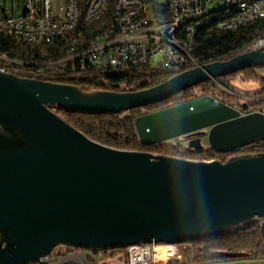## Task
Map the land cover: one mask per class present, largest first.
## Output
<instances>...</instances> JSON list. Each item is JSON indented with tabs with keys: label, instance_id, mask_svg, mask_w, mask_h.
<instances>
[{
	"label": "water",
	"instance_id": "95a60500",
	"mask_svg": "<svg viewBox=\"0 0 264 264\" xmlns=\"http://www.w3.org/2000/svg\"><path fill=\"white\" fill-rule=\"evenodd\" d=\"M250 67H264V48L135 92H85L0 73V264H51L64 250L187 245L254 220L264 241V153L222 162L118 150L53 111L119 114ZM134 125L142 147L201 131L222 155L264 143L263 111L243 114L210 95L143 114ZM190 147L204 148L200 140Z\"/></svg>",
	"mask_w": 264,
	"mask_h": 264
},
{
	"label": "trees",
	"instance_id": "16d2710c",
	"mask_svg": "<svg viewBox=\"0 0 264 264\" xmlns=\"http://www.w3.org/2000/svg\"><path fill=\"white\" fill-rule=\"evenodd\" d=\"M147 14L153 15L158 20L168 17L166 5L163 0H143ZM115 0H109V10L99 21L83 28L85 41L100 33L111 22ZM211 26H205L197 35L195 58L199 65L228 60L226 57L241 49L246 44L264 34V20H258L254 24L240 27L235 30H213ZM64 46L61 42L50 45L20 44L18 45L11 37L0 31V55L9 59L24 63L35 61L38 63L55 61L63 56ZM264 67H250L241 72L210 80L199 86L188 88L162 102L133 109L119 114H82L68 113L60 109L53 111L74 126L88 138L108 147L136 152H150L175 158L192 160H220L226 162L237 155L264 153V143H259L238 150L230 154H219L208 147L189 150L181 146L161 144L152 147H142L134 125V119L146 113H150L171 105L192 100L199 96L211 95L220 101L240 110L263 111L264 107V77L259 73ZM145 69V68H144ZM135 72L139 73L135 75ZM176 74L165 72H150L144 70H132L125 73H107L93 75L91 78L80 80L55 79L56 82L70 84L79 87L85 92L112 91V92H135L148 89L161 84ZM244 81L259 82L261 89L255 93H246L249 102L241 100V94L233 88L230 82L237 76ZM215 81H224L227 91L215 87ZM228 92V93H227ZM238 92V93H237ZM194 251V264H212L225 262L237 258H264V241L261 237V222L254 220L237 227L223 235L206 241L189 244ZM124 250L114 251L118 255Z\"/></svg>",
	"mask_w": 264,
	"mask_h": 264
},
{
	"label": "built area",
	"instance_id": "2783aa9c",
	"mask_svg": "<svg viewBox=\"0 0 264 264\" xmlns=\"http://www.w3.org/2000/svg\"><path fill=\"white\" fill-rule=\"evenodd\" d=\"M7 2L8 0H4ZM62 3L55 6V0H13V7H0V22H11L12 30L19 34V41H24L28 34H38L41 37L54 35L58 38L59 32L49 31V24L67 23L78 24V31L83 30V23L88 18L96 16L98 8L105 0H60ZM129 1V0H120ZM144 2L143 0H140ZM165 2V1H164ZM237 5L236 13L221 12V5ZM167 19L158 20L153 16L148 23H140V12L143 9L134 8L132 13L119 15L121 26L111 28V32L104 36V40L94 45L86 53H80V58L62 63H36L27 61V68H18L16 65H7V57L0 55V73L28 74L37 76L38 80L47 81L49 77L58 79L80 80L93 76H86V68H95V76L107 73H125L132 70L167 73V64H173L177 59H189V66L180 69L177 74L199 67L191 62L187 56V48L192 46V35L197 33V25L224 16V24L213 30H235L252 25V18H263L264 0H167L165 2ZM147 6V5H146ZM218 6L217 9L215 7ZM210 11L209 19H200V12ZM183 17H192V26H187L189 45H182L176 38V22ZM123 26H131V33H123ZM78 31H72L76 33ZM72 34L69 37H72ZM264 48V34L252 40L241 49L226 57L234 56ZM144 62H151V69H144ZM210 161V160H209ZM179 245H168L176 249ZM157 245H136L126 249V264H157L155 248ZM65 251V250H64ZM62 252L51 264H89L94 253L69 251ZM177 257V250L168 255V260Z\"/></svg>",
	"mask_w": 264,
	"mask_h": 264
},
{
	"label": "bare ground",
	"instance_id": "6f19581e",
	"mask_svg": "<svg viewBox=\"0 0 264 264\" xmlns=\"http://www.w3.org/2000/svg\"><path fill=\"white\" fill-rule=\"evenodd\" d=\"M138 8L143 9L140 12V23H148L150 18L153 15L147 14V8L144 2L140 0H129V1H120L115 0L113 16L111 22L105 27L100 33L93 36L88 41H85L83 36V30L78 31V24H69L67 23H56L49 24V31L59 32L58 38H55L54 35H46L41 37L38 34H28L24 37V41H19V34H16L15 31L12 30L11 22H0V31L4 32L6 35L11 37L18 45L20 44H38V45H50L55 42H61L64 46L63 56L55 61H48L53 63H62V61H73V58H80V53H86L87 51L93 49L94 45H97L98 42L104 40V36L108 35L111 32V28L121 26V18L119 15H127V13H132V9ZM109 10V0H105L104 4L98 8L96 16L88 18L86 23H83V28L91 25L99 21L105 14H107ZM221 12L223 13H236L237 5L234 4H224L221 5ZM210 11H202L200 12V19H209ZM263 18H252V24L256 21L261 20ZM220 24H224V16H216L214 19H209L206 22L200 23L197 25V33L204 28L205 26H211L212 28L220 27ZM187 26H192V17H183V20H178L176 22V38H179L180 43L182 45H189V35L185 34L187 32ZM72 31H78L72 34ZM123 33H131V26H123ZM72 34V37L69 35ZM196 42L197 35H192V46L187 48V56H191V62L194 64H198L197 59L194 56L196 51ZM5 57V56H4ZM16 61L7 58V65H16ZM38 63V62H36ZM45 63V62H43ZM189 66V59H177L173 64H167V72L176 74L180 69L186 68ZM198 66H201L198 64ZM18 68H27V63L18 61ZM145 69H151V62H144ZM14 76L19 78L26 79H37V76H28V74H18L11 73ZM95 75V68H86V76ZM55 79L57 77H49L47 81L56 82ZM170 249L168 247H156V261L163 262L166 260L169 255Z\"/></svg>",
	"mask_w": 264,
	"mask_h": 264
},
{
	"label": "rangeland",
	"instance_id": "374dc122",
	"mask_svg": "<svg viewBox=\"0 0 264 264\" xmlns=\"http://www.w3.org/2000/svg\"><path fill=\"white\" fill-rule=\"evenodd\" d=\"M163 1L166 2L167 0H163ZM61 3L62 2L60 0H55V6H58ZM6 5L13 7V5H15V4L13 3V0H8L7 2H5L4 0H0V7L6 6ZM217 8H218V6L215 7V9H217ZM259 73L264 77V68L261 69ZM138 74L139 73L135 72V75H138ZM226 82L230 83V85L239 92V93L237 92L239 95L241 94L242 98H240V99L245 101V102H247V101L249 102V97L246 96V93H255L256 91H258L262 87V84L259 82L244 81L240 75L237 76L236 78H234L232 81H230V82L226 81ZM214 85L219 90L227 91L225 89V86H224L225 85L224 81H215ZM262 108H263V112H264V107H262ZM257 111H261V110H257ZM250 112L251 111L242 112V113L247 114ZM196 140H200L204 147H208L207 131H201V132H198L195 134L182 136V137L176 138L174 140H171V141L167 142L166 144H168L170 146H181V147H185L189 150H193V148H191L190 145L193 141H196ZM158 246L168 247V245H157V247ZM169 249H170L169 255L171 253V250L172 251L177 250V254L179 253L181 258L173 257V258L168 260V256H167L165 261H163L162 263L157 262V264H194V251H193V248L191 246H189V244L179 245L176 249H173V248L172 249L169 248ZM123 257L124 256H117L113 259H109V261H107V262H105L104 259H99V260H97V264H126V260L120 259ZM100 258H102V257H100ZM212 264H264V258L252 259V258L244 257V258H237L234 260H229V261H225V262H217V263H212Z\"/></svg>",
	"mask_w": 264,
	"mask_h": 264
},
{
	"label": "flooded vegetation",
	"instance_id": "af4514ba",
	"mask_svg": "<svg viewBox=\"0 0 264 264\" xmlns=\"http://www.w3.org/2000/svg\"><path fill=\"white\" fill-rule=\"evenodd\" d=\"M115 251H118V250H115ZM67 255H69L70 253L72 252H69L67 250L64 251ZM114 251H105V252H97V253H94L92 259L90 260L89 264H97V260L99 259H104L105 262L109 261V259H113L117 256H124L123 258H120L121 260L124 259L127 261V252H123V253H120L118 255L114 254L113 253ZM102 257V258H100ZM55 259L57 258H52L50 261H54ZM107 259V260H106Z\"/></svg>",
	"mask_w": 264,
	"mask_h": 264
}]
</instances>
